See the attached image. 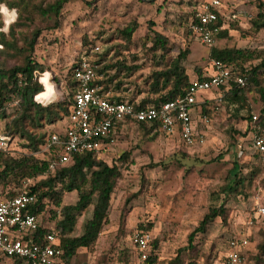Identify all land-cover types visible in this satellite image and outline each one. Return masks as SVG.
Returning <instances> with one entry per match:
<instances>
[{
    "label": "rangeland",
    "instance_id": "374dc122",
    "mask_svg": "<svg viewBox=\"0 0 264 264\" xmlns=\"http://www.w3.org/2000/svg\"><path fill=\"white\" fill-rule=\"evenodd\" d=\"M204 1H69L62 10L60 27L44 28L36 44L35 58L47 66L43 82L46 85L50 81L54 88L51 97L40 103L68 100L67 76L71 66L85 55L92 59L98 58L95 57L96 53L86 54V40L100 45L102 52L109 50L107 57L110 58L115 56L113 52L117 48L120 52L117 58H124L127 64L138 66L127 78L126 74H122L129 86L126 94L130 96L148 94L147 80L155 68L154 55L157 54L150 51L152 43L146 38L147 34H151V28L167 36L171 46L167 53L169 59L188 50L182 64L189 76L198 74L199 69L205 70L209 66L211 47L196 40L188 30L189 15ZM3 4L0 3V14L4 23L0 28L6 24V16L1 11ZM225 4L227 14L232 10L239 14L233 20L227 19L228 33L218 38L215 46L264 49V27L257 30L253 25L257 14L264 12V0H225ZM16 18L17 12L11 23ZM133 20H137L140 26L129 43L123 39L120 30ZM149 24H152L151 27ZM36 25L45 27L50 25V21L38 19ZM3 31L8 32L9 27ZM2 46L0 43V48ZM16 62V59L9 60L10 64ZM219 90L212 94L216 108L208 121L205 122L199 112L194 115L196 131L199 133L194 145L184 144L177 133L159 131L154 135L145 133L137 124L121 126L98 156L109 164H117L122 171L112 194L108 221L95 246L92 249L80 248L70 264H123L122 251L130 259L129 264H140L132 253L134 249L130 237L135 229H146L148 223L152 227L146 230L151 232L158 245L156 264H167L176 256L178 248L187 245L189 234L199 225L209 208L222 202L224 194L219 190L231 178L230 170L235 162L236 151L240 152L245 147L246 153L240 159V163L244 164L243 173L249 172L254 164L264 167V154L259 153L257 156L249 147L252 131L248 130L245 120L248 112L236 111L232 102L226 101L224 97L219 99L225 89ZM247 95L252 111H258L261 107L258 94L251 91ZM13 111L14 107L9 105L8 112ZM64 117L53 124H46L43 130L47 134L61 131L65 124ZM4 124L5 120L0 119V132H3ZM24 142L16 136L11 140L10 150L17 156L27 152ZM125 152L129 154L128 158L120 159ZM263 177L264 169L245 192L229 197V222L223 223L217 217L206 232L199 233L195 238V253L192 254L196 256L185 253V264L218 262L228 238L242 231L251 235L253 243L250 247L254 250L253 246L261 238L260 229L264 228V218L253 225H249V220L257 205L264 207V186L260 183ZM76 199L77 192L66 193L63 203L75 202ZM50 208L53 207L48 206L39 215L40 224L47 227L53 226L55 221ZM92 208L91 205L80 217L76 233L80 232L82 223L91 216ZM0 264L15 263L3 260Z\"/></svg>",
    "mask_w": 264,
    "mask_h": 264
},
{
    "label": "trees",
    "instance_id": "16d2710c",
    "mask_svg": "<svg viewBox=\"0 0 264 264\" xmlns=\"http://www.w3.org/2000/svg\"><path fill=\"white\" fill-rule=\"evenodd\" d=\"M69 1L71 0H0V3H4L8 8L16 9L17 12V18L10 24L9 31L0 30V43L3 45L0 48V119L5 120L3 132L10 135L12 139L16 136L23 139L24 147L27 149V152L19 156L12 151L3 152L0 155V198L15 195V189L23 185L24 179H33V183L28 185V189L31 194L36 196L37 201L30 207V211L40 215L48 206H52L50 211L55 221L50 227L40 224L37 230L27 238L33 242H43L45 234L54 230L59 239L60 253L57 264H70L80 248L92 249L95 246L108 221L112 194L122 175L117 164H109L99 159L93 151L77 153L72 162L60 165L55 170H51L49 167L48 154L40 155L38 153L41 144L48 135L47 131L43 130L45 125L53 124L68 114L69 104L73 101L74 90L78 85V80L74 77V65H72L67 76L69 85L67 101L41 104L35 98L38 95L40 100L45 92L44 75L41 79L43 83L39 77L47 69L43 62H39L35 58L36 44L44 28L57 29L60 27L62 10ZM195 9L188 17L189 31V23L194 19ZM38 19L45 22L50 21V25L38 26L36 25ZM223 21L224 16L220 15L217 24L222 25ZM3 23L0 14V27ZM32 25L34 27L30 29ZM151 25L149 24L150 27ZM253 25L257 30L264 27V12L257 14ZM139 26L140 23L133 20L120 30V34L125 41L130 43ZM24 28L27 30H23ZM151 29V34H147L146 38L152 43L150 51L157 52V54L154 55L155 68L152 69L147 80V95L130 96L128 93L126 94L129 86H127L128 82L125 77L130 76L138 69V66L127 64V60L124 58H117L120 53L117 48L114 50L115 56L112 58H110L111 56L107 57L109 50L101 51L96 53L95 57L98 58H94L92 61L100 76L96 84L105 89H111L113 99L128 98L136 102L137 108L151 104L159 105L162 102L176 99L182 96L191 84L190 76L182 64L188 50L179 52L175 58L169 59L167 53L171 46H169L167 36L158 30ZM227 32V29H222L218 38L225 37ZM85 42L87 43L85 44L87 46L86 54L95 53L92 52L95 42L90 43L88 40ZM10 59H16L17 62L10 64ZM209 59H219L225 64L233 66L234 75L238 74L240 69L244 70V64H249L248 85L241 87L232 82L229 88L222 87L225 89L224 99L232 102L236 111L245 110L248 112L245 120L249 122L248 130L251 131L252 108L247 94L255 91L262 105L259 124L264 127V79L261 76L264 70V49L212 46ZM122 74H126V76L122 77ZM198 74L199 79H203L201 69ZM9 105L14 107L13 112H8ZM200 107L201 117H210L216 108L214 100H205ZM122 124H118V130ZM137 125L145 133L157 135L159 131L164 132L159 122L152 124L140 122ZM249 147L255 151V155L259 156V151L250 145ZM244 148L240 152L236 151L235 162L230 170L231 178L219 190L224 194L222 202L209 208L199 225L189 234L187 245L178 248L176 256L170 259L167 264H185L186 260L183 257L185 253L196 256L192 255L195 253L193 250L196 248V236L206 232L208 226L217 217L221 218L223 223L229 222V206L227 205L229 197L245 192L263 172V165L254 164L249 172L243 173L244 164L240 163V159L246 153ZM128 156L129 154L125 152L120 156V159H127ZM260 183L264 186V177L260 179ZM74 191L77 192L76 201L63 203L64 195ZM91 205L93 207L91 216L82 223L80 232L76 233L80 217ZM151 227V223L145 226L146 229ZM234 236L236 235L229 238ZM260 237V240L253 246L254 250H251L249 244L245 264H264V228L260 229ZM249 238L253 243L251 235ZM157 247V240L152 238L150 255L147 259L142 260L133 245L132 253L135 254L140 264H156ZM225 249L226 245L224 251ZM121 254L122 263L129 264L130 259L126 252L122 251ZM11 258L15 264H23L22 258ZM248 258L250 259L249 263ZM213 264H217V262Z\"/></svg>",
    "mask_w": 264,
    "mask_h": 264
},
{
    "label": "built area",
    "instance_id": "2783aa9c",
    "mask_svg": "<svg viewBox=\"0 0 264 264\" xmlns=\"http://www.w3.org/2000/svg\"><path fill=\"white\" fill-rule=\"evenodd\" d=\"M224 7V0H206L196 7L194 19L189 23L191 34L196 40L206 46L216 45L218 35L223 29V24L218 25L217 21L220 15L224 16ZM5 8L8 12L10 8L5 4L1 6L2 13L7 17L10 13L6 12ZM231 18H237V13H232ZM97 51H102L100 45L93 47L92 52ZM93 60L85 55L74 62L73 72L78 85L74 90L73 101L69 104L68 114L64 117V127L61 131L49 133L40 146L38 153L48 154L51 170L72 162L77 153L93 151L99 156L118 131L119 123H123V126L140 122H159L165 133H177L184 144L194 145L199 133L196 131L193 111L199 97L209 90H219L222 87L227 89L232 82L241 87L249 83L248 63L243 65L244 70L240 69L238 74L234 75L233 66L213 59L211 73L203 79L191 81L182 96L159 105L151 104L137 108L136 102L128 98L113 99L111 89L96 84L100 76L95 70ZM261 76L264 79V70ZM41 78L40 76L39 79ZM223 97L224 94L219 99ZM35 98L43 103L37 99V95ZM251 115L252 138L249 145L264 154V127L259 124L261 109L252 111ZM208 119V116L203 117L205 122ZM11 140L10 135L0 132V155L11 151ZM32 183V178H26L23 185L15 189V195L0 198V259L18 257L22 258L25 264H57L60 253L59 239L54 230L45 234L43 242H33L27 238L40 225L39 214L30 211V207L37 201L36 196L28 189V185ZM253 213L249 225L264 216V207L257 205ZM130 239L141 259H147L150 255L151 232L137 228ZM249 242L247 233L229 238L218 264H245Z\"/></svg>",
    "mask_w": 264,
    "mask_h": 264
},
{
    "label": "crops",
    "instance_id": "0c3cea01",
    "mask_svg": "<svg viewBox=\"0 0 264 264\" xmlns=\"http://www.w3.org/2000/svg\"><path fill=\"white\" fill-rule=\"evenodd\" d=\"M225 1V0H224ZM232 13H234V10H232L230 13H228L227 14V6H226V4H225V7H224V21H223V29H227V31H228V22H227V19H231V20H233V18H231V15H232ZM239 14V13H238ZM237 14V15H238ZM228 33V32H227ZM223 38V37H222ZM217 44V43H216ZM215 47H217V46H215ZM209 54H210V52H209ZM212 61H213V59H210V62H209V66H207L206 68H205V70H202V74H201V76H203V78H205V77H207L210 73H211V63H212ZM204 71V72H203ZM190 79H191V81H193V80H195V79H199V74H196V75H194V76H190ZM218 89H213V90H209V91H207V92H205L203 95H201L200 97H199V102L195 105V107H194V115L196 114V113H200V111H201V103L202 102H204L203 100H214L215 98H214V95H212L213 94V92L214 91H217ZM218 91H220V90H218ZM122 94V93H121ZM125 94V93H124ZM123 95V94H122ZM261 107H262V105H261ZM261 107L260 108H258L259 110L261 109ZM247 122V124H249V122L248 121H246ZM260 218H264V216H260ZM259 218V219H260ZM259 219H257V221H259ZM241 235V234H246L245 232H239L237 235ZM249 241H250V238H249ZM249 244L251 245L252 243H251V241L249 242ZM222 256V255H221ZM220 256V257H221ZM219 257V258H220ZM3 260H7V261H12V262H14V260L12 259V258H8V257H5V258H2V259H0V263L1 262H3ZM218 262H219V259H218ZM218 262H217V264H218ZM23 264H25L24 262H23Z\"/></svg>",
    "mask_w": 264,
    "mask_h": 264
},
{
    "label": "bare ground",
    "instance_id": "6f19581e",
    "mask_svg": "<svg viewBox=\"0 0 264 264\" xmlns=\"http://www.w3.org/2000/svg\"><path fill=\"white\" fill-rule=\"evenodd\" d=\"M5 9H6V8H5ZM5 9H4V10H5ZM6 10H7V9H6ZM6 12H8V11H6ZM8 13H10V14H8L9 16L6 17V24H5V26L3 27V30H7V28L9 27L11 21L13 20V18L15 17V14H16L15 10H12V11L9 10ZM53 92H54V88H53L51 82L49 81V82H47L46 85H45V92H44V94L40 97V100H41V101H45V100L49 99V98L51 97V95L53 94ZM37 99H39L38 95H37ZM48 101H49V100H48Z\"/></svg>",
    "mask_w": 264,
    "mask_h": 264
},
{
    "label": "clouds",
    "instance_id": "9594fccd",
    "mask_svg": "<svg viewBox=\"0 0 264 264\" xmlns=\"http://www.w3.org/2000/svg\"><path fill=\"white\" fill-rule=\"evenodd\" d=\"M5 11H7V10L5 9Z\"/></svg>",
    "mask_w": 264,
    "mask_h": 264
}]
</instances>
